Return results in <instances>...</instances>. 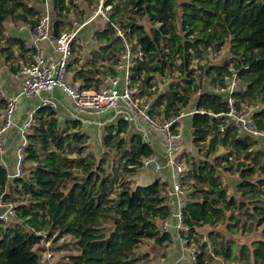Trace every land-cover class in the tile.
Listing matches in <instances>:
<instances>
[{"label": "trees", "instance_id": "trees-1", "mask_svg": "<svg viewBox=\"0 0 264 264\" xmlns=\"http://www.w3.org/2000/svg\"><path fill=\"white\" fill-rule=\"evenodd\" d=\"M53 1L58 12L54 33L60 35L73 0ZM105 4H112L113 13L110 22L95 32L98 47L92 53L93 64L72 69L74 78L81 80L86 88H98L104 76L118 74L115 66L127 44L144 53L131 69V83L144 80L148 89L153 87L154 74L163 73L179 58L180 71L189 80L182 87L171 85L158 97L165 118H171L190 103L193 93L199 92V85L191 76L193 69L189 67L192 56L201 57L209 48L219 51L229 38L237 59L233 66L241 80L240 89L234 94L236 107L241 109L245 103L256 105L264 101V1L105 0ZM17 10H23L18 15L23 21H28L29 15L38 14L29 0H0V36L5 33L6 21ZM29 22L35 23V20ZM112 22L122 30L124 37L118 34ZM19 45L27 51L23 40ZM78 60L75 55L70 68ZM100 66L108 69L101 70ZM230 67V62L218 67L211 83L227 86L225 76L233 73ZM198 105L214 113L229 111L223 94L211 89L201 91ZM6 106L5 99L1 98L0 109ZM254 117L259 129L264 130V108L255 112ZM218 120L208 114L190 116L192 131H189L193 135L190 146L209 140L204 159L192 161L189 157L191 168L184 178L190 190L184 211L190 237L201 227L217 225L225 210L231 208L245 210L251 205L252 218L257 219V224L264 223V196L261 195L264 177H259L257 182L250 179L256 166L264 173V152L253 150L258 141L252 136L240 139L232 124L221 132ZM78 123L75 119L70 126L75 128ZM128 125L124 119L108 125L103 145L121 151L124 170L130 173L137 171L142 159L153 153V148L141 133H133L126 139ZM184 128H187L186 123ZM27 138L25 162L31 167L25 176L15 179L23 195L15 207L18 221L8 226L0 220V264H47L34 249L45 230L49 235L56 233V239L67 234L77 239L79 252L71 255L72 264H145L136 252L144 239L158 243L171 240V235L161 233L160 228L161 221L170 217L171 208L165 195L169 176L165 180L155 177L134 187L121 186L112 196L118 174L107 171L104 161L98 162L95 155L87 153V135L78 131L70 133L68 127H60L57 110L48 106L36 110ZM220 145L229 147L224 162H230L233 154L241 153H245V160L249 161H239L236 168L242 175L239 190L244 200L238 201L234 195L229 197L222 187L221 158H215V162L209 159ZM250 157L254 165H250ZM230 164L224 168H232L233 162ZM9 180L0 157V193ZM214 245L215 254L232 261L240 260L230 254L229 248L219 246L216 241ZM246 248L242 246V250ZM253 256L264 260V241L254 247ZM197 258L195 264H205V251Z\"/></svg>", "mask_w": 264, "mask_h": 264}, {"label": "rangeland", "instance_id": "rangeland-1", "mask_svg": "<svg viewBox=\"0 0 264 264\" xmlns=\"http://www.w3.org/2000/svg\"><path fill=\"white\" fill-rule=\"evenodd\" d=\"M101 1L102 0H73L70 11L67 12V16L65 18V29L63 30L65 32L71 31L75 27L80 26V24L88 22L90 19H92L81 29L77 41L74 44V55H76V57L78 56L79 60L74 66H72V68L69 69L70 72H72V69L77 65L88 67L93 64L92 53L98 47V42L93 40V36L97 30H101L105 27V15L100 14L97 16V18H94V15L99 9ZM29 3L35 7V10H37L38 13L41 11L42 0H29ZM22 11L23 10H17L8 18L5 24V33L3 36H0V88L4 90H6L5 86L8 88H16V86L18 87L20 81L15 77L14 74L19 69V60L27 59L31 54L30 52L27 53V51H24L19 45L20 40H26L25 30L21 29V27L25 22H28L29 20H35L38 14L29 15V20L23 21L18 19V15L21 14ZM57 18L58 12L55 9L53 15L54 21ZM146 25L148 28L151 27V25L147 22ZM234 57H236V55L234 54L233 44L229 38H227L223 48L219 51L209 48L204 51L203 56L201 57H196L194 55L192 56L189 64V67L193 69L191 76L194 79V83L199 85V92L192 94V102L197 101L199 94L203 89H211L216 91L219 85L216 86L211 83L212 77L217 74L218 67H221L228 62H230L231 66H233V63L237 60ZM180 64L181 60L176 58L171 65L167 66L163 73L157 72L154 74L155 79L152 80L153 87L151 89L147 88L148 84H145L144 80H141V82H136L135 84L130 82V89L132 90V93H134V96L132 94L134 103L137 104L139 109H147L149 111V115L156 121L158 125H161L163 122L162 120L166 117L164 107L159 104L158 97L166 90H169L171 85L178 87L180 85V87H182V85H185L186 81L189 80V77L180 71ZM100 68L101 70L108 69L107 66H100ZM233 69L236 71L235 68ZM118 75L123 76V73L118 72ZM238 82L239 86H241L240 78H238ZM140 87H142L141 92ZM59 91V89L54 90V94L57 96L60 102V106L58 107V111L62 116H60L59 119L60 127H68L70 133L78 131L79 133L87 135L88 139L85 144V150L87 153L95 155L98 159V162L104 161L103 166L107 171H113L118 174L119 178L112 189V196L116 194V191L120 189L121 186L129 185L134 187L138 184H146L150 182L152 178L156 177V173L153 168L150 170L144 169L142 165L137 168V171L135 172L129 173L124 170V161L120 158L122 154L121 151H117L114 148L110 149L103 145V138L107 133V129L109 130L108 125H110V123L107 124V127L102 130H94L89 128L85 122L77 119V121H79L77 127L74 128L73 126H70L75 120L74 118H67L66 115L69 111L68 109L71 107V102L61 91ZM29 99H32V97H21L19 99L15 119L17 118L18 114H21L29 108ZM256 105V108L259 111L261 108H264V101H258V104ZM35 107L36 105L33 108ZM2 110H4V108L0 109V111ZM28 114V112L25 114L23 122L28 118ZM103 115L107 116L108 113H104ZM88 116L94 120L100 118L95 114ZM183 120L184 127L185 123L187 126L186 129L183 128V136L185 139H189V141L191 139L193 140L192 132H190L192 131L190 130V116H187ZM1 121L2 119L0 118V123ZM131 134L133 133L131 130H129V132L125 133L124 136L126 139H129L128 135ZM14 136L15 137H13V141L11 143H8V140H6L5 155L7 151L11 150V147L13 152L16 153V150L19 146L18 144L21 143V136L16 134V131L14 132ZM152 139L153 140H151V142L154 141L151 145L153 152L158 153L160 161L165 165L166 158L164 157L162 132L158 131ZM16 140L18 143L14 147L12 145L16 144ZM208 143L209 140L200 145L193 144L190 146L189 144L187 146L185 144L187 146L186 158L189 165H191L190 159H192V161H200V159L205 158V153L208 149ZM125 147L126 146L124 145L123 149ZM258 149L264 150V137H262V139L257 142V145L253 147L254 151H258ZM65 151L67 150L65 149ZM228 152V145L217 146L215 151H213L210 155L209 159L215 162V158H221L220 161L222 165L219 168V171L222 176V187L225 188L229 197L234 195L238 201H241L244 200L245 197L239 190V184L242 182V175H240V172L236 168L239 161H245L246 163L249 161L245 160V153H241L239 155L233 154L229 158V161L233 162V167L226 169L224 166L231 165L230 162H224L223 160L224 155H226ZM70 155L74 156L75 154L71 153ZM250 159V165H254L255 161L253 160V157H250ZM14 163L15 161H13V164ZM13 164L7 165L12 166ZM112 166L115 167V170L112 169ZM30 167L31 164L24 161L21 177L25 176V173L28 172ZM168 169V167L164 168L163 180H165L169 175V173L166 172ZM250 177V179L257 182L259 177H264V173L261 172V169L258 166H256V170L252 172ZM20 188L21 185H17L15 180H9L4 191L1 192L3 194L0 193V214L7 211V209L10 207L13 209V213L9 212L8 217L3 219L4 225L9 226L10 224L18 221L15 207L20 203L17 200L23 198V195L20 194ZM261 195L264 196V192L261 193ZM251 210V205L246 207L245 210H238L236 208H231L230 210L226 209L225 215L219 221V223H217V225L201 227L198 229V233L192 235L191 237L188 228H177L175 226L168 232L171 235V240L158 243L154 239H144L137 247L136 252L138 255H140V257H142V261L145 264H195L198 260L197 255L203 250L205 251L206 257L205 264H264V260H257L253 256L254 247L259 241H264V223L257 224V219L255 220L251 216ZM42 233L44 234V237L39 243L34 245V249L41 256V260L47 264H72L70 259L71 255L77 254L79 252L77 239L68 234L56 239V233L49 235L46 230ZM161 233L163 232L161 231ZM214 241H216V243H218V245L223 248H229L230 254H235L240 260L232 261L228 257L215 254ZM242 246L247 247L245 251L242 250Z\"/></svg>", "mask_w": 264, "mask_h": 264}, {"label": "built area", "instance_id": "built-area-1", "mask_svg": "<svg viewBox=\"0 0 264 264\" xmlns=\"http://www.w3.org/2000/svg\"><path fill=\"white\" fill-rule=\"evenodd\" d=\"M112 4H105L101 1L99 9L94 18L98 15H105V25L110 22L112 14ZM55 4L53 0H42V8L35 18V23L25 22L21 29L25 30L26 40L25 48L27 53L31 54L27 59H20L18 71L14 74L20 81L18 90L15 95H8L7 92L0 88V99H5L7 106L0 111V157L2 165L8 170V178L14 181L21 177L23 172V163L28 146L27 134L31 131L34 122L36 110L40 107L48 106L57 109L59 99L54 97L55 89H59L69 100L71 108L74 110V116L71 118L78 119L80 114L101 115L111 110H116L119 119L128 122V129L132 133H141L144 139L153 144L152 138L158 131L163 134V148L166 164L164 165L159 158L158 153H152L142 159V167L150 170L154 169L157 178H164V168L168 167L170 171L169 186L165 191L167 203L170 205V217L161 221V231L169 232L171 228L177 227L187 229L185 224L184 211L190 199V190L184 183V178L189 172V165L186 158L187 146L183 136L184 118L195 114L214 115L219 119V129L224 132L226 127L233 125L238 132L240 139L246 136H252L259 141L264 137V130L257 126L254 113L258 111L257 105L249 103L243 104L241 109L236 107L235 92L240 89L238 82V73L234 71L231 75H226L227 86H218L216 92L223 94L224 100L229 107L228 112L214 113L211 110L204 109L196 102L183 106L178 115L171 118L163 119L161 125L149 115V111L139 109L132 99V90L130 89V73L137 60L142 59L144 53L139 49L135 51L127 44L121 55L120 62L115 66L117 71L123 73L120 75L108 74L103 77L101 85L86 88L81 80L74 78L75 71L70 72V64L74 59V44L77 41L81 29L89 23L84 22L73 30L62 31L60 35L54 33V15ZM116 27L119 35L124 37V33ZM98 31V30H97ZM93 40L97 41L94 34ZM25 60V61H23ZM21 97L38 98L37 106L28 114V118L20 125L16 124V113L18 102ZM214 119V118H213ZM141 123V132L133 131V123ZM18 126L21 136V143L15 153V163L7 166L3 162L5 155L7 133ZM137 130V129H135ZM263 152L264 150L261 149ZM11 168V169H10ZM194 181V180H193ZM3 194V193H1ZM0 194V197H1ZM1 205V204H0ZM13 213L12 207L0 214V220L3 221L8 214Z\"/></svg>", "mask_w": 264, "mask_h": 264}, {"label": "crops", "instance_id": "crops-1", "mask_svg": "<svg viewBox=\"0 0 264 264\" xmlns=\"http://www.w3.org/2000/svg\"><path fill=\"white\" fill-rule=\"evenodd\" d=\"M92 40V39H91ZM84 44V43H83ZM5 90L7 92L8 95H15L17 93V86L16 88H8L7 86H5ZM60 92V91H59ZM57 93V92H56ZM54 97L57 98V96H55V94L53 93ZM28 98V97H27ZM58 99V98H57ZM29 108L27 110H25L24 112H22L21 114H18L17 115V118L15 119L16 120V124L17 125H20L23 123V119L25 117V114L28 112L30 113L34 108V106L38 104L39 102V99L38 98H32V99H29ZM59 106H60V102H59ZM58 106V107H59ZM57 112H58V117L60 119V113L58 111V108L56 109ZM69 111L67 112V118L68 117H72L74 116V110L70 107V109H68ZM108 115L107 116H104L103 114L101 115H98L100 118L97 119V120H94V119H91L89 118L88 115H93V114H80L78 119H80L82 122H85L86 125L89 126V128H92L94 130H102L106 127L107 124H114V123H117V120L119 119L118 117V114L116 112V110H111L109 112H107ZM101 116H104V117H101ZM62 117V116H61ZM134 130L133 131H140L141 132V123H139L138 121L136 122V124L133 123V127H132ZM184 128V126H183ZM137 129V130H135ZM16 131V134H19V131H18V126H16L15 128L11 129L9 131V133H7V140H8V143H11L13 141V137L14 136V132ZM20 135V134H19ZM20 137V136H19ZM17 138V137H16ZM18 143V141L16 140V144L12 145V146H16ZM185 144L188 146L190 144V141L189 139H185ZM3 162H6V165L7 164H13V161H15V153L13 152V149L11 147V150L7 151L6 155L3 156ZM9 166V165H7ZM166 172L169 173V177H170V171L167 170Z\"/></svg>", "mask_w": 264, "mask_h": 264}, {"label": "water", "instance_id": "water-1", "mask_svg": "<svg viewBox=\"0 0 264 264\" xmlns=\"http://www.w3.org/2000/svg\"><path fill=\"white\" fill-rule=\"evenodd\" d=\"M212 118H215L214 115H211Z\"/></svg>", "mask_w": 264, "mask_h": 264}]
</instances>
